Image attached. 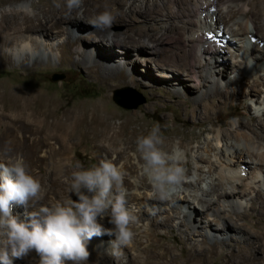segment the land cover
Masks as SVG:
<instances>
[{
    "label": "bare ground",
    "instance_id": "6f19581e",
    "mask_svg": "<svg viewBox=\"0 0 264 264\" xmlns=\"http://www.w3.org/2000/svg\"><path fill=\"white\" fill-rule=\"evenodd\" d=\"M95 4V0H82L70 9L67 0L40 1L36 5L31 0H0V61L26 64L41 59L64 63L69 46L78 55L75 63L86 65L93 58V49L100 52L99 44L124 52L139 49L137 55H146L144 59L149 61L154 55L163 57L160 48L171 41L170 28L183 34L186 52L182 56L188 63L183 76L186 86L193 88H187V94L212 98L196 106L185 100L177 104L185 117L177 121L188 123L192 115L210 122L209 136L203 142L194 146L193 139L185 143L183 138L177 142L169 138L162 145L165 151L178 147L183 152L184 180L166 199L154 194L142 175L143 161L136 151L137 137L151 130L146 122L119 119V125L114 126L111 120L115 116L102 100L73 102L65 95L28 94L2 81L0 163L16 156L24 158L29 173L44 189L43 198L33 210L68 197L77 201L64 178L76 170L77 162L84 169L90 168L86 162L89 154L95 156L97 164L108 158L123 166L127 207L138 218V223L130 226L134 232L132 242L114 249L110 243L114 236L93 237L87 245L90 256L85 264H207L212 259L219 264H264V256H254L258 251L264 253V19L258 17L264 8L243 0H108L107 5ZM105 11L113 19L127 21L128 26L139 17L145 25L160 23L161 29L144 39L115 35L90 23ZM249 22L253 26L250 32ZM87 29L91 31L89 38H83L87 43L82 38L74 39L76 30ZM248 36H254L252 42ZM226 46L236 48L237 53ZM224 49L235 56L232 67L226 63ZM178 57L175 55L176 61ZM93 67H97L96 60ZM178 68L171 74L179 76ZM87 69L106 87L111 78L122 73L121 64L112 66L108 73L99 67L97 71ZM230 70L234 78L226 81ZM172 75L170 85L176 90L178 83L173 82ZM234 99L239 101L232 106L236 114H240L246 100L252 101V123L242 119L220 123L227 116L222 112ZM203 120L194 124L201 125ZM131 124L137 127L128 131ZM171 130L179 135L177 127ZM188 156L193 157L192 161ZM191 205H196L199 212L190 211ZM26 211L32 210L14 205L12 215L26 219ZM98 222L106 229L114 227L107 216L98 218ZM172 223L191 243L182 262L166 245L168 236L160 231L173 232ZM207 240L213 245H205ZM230 243L234 244L231 252L217 251L216 245ZM31 252V264H39V256ZM11 259L12 264L30 262L29 255Z\"/></svg>",
    "mask_w": 264,
    "mask_h": 264
},
{
    "label": "clouds",
    "instance_id": "9594fccd",
    "mask_svg": "<svg viewBox=\"0 0 264 264\" xmlns=\"http://www.w3.org/2000/svg\"><path fill=\"white\" fill-rule=\"evenodd\" d=\"M80 2L67 0V6L78 7ZM112 21V15L105 11L90 23L103 29L111 27ZM163 143L157 124L147 135L137 137L136 151L143 161L142 175L154 194L166 199L181 185L185 170L181 166L183 152L178 147L165 151ZM75 169L64 180L77 201L68 197L51 206L26 211L27 218L20 219L12 215L13 206L35 208L44 189L29 173L22 156L0 163V264H12L11 258H23L31 251L39 256V264H85L90 256L87 245L93 237L114 236L110 242L114 249L132 242L130 226L138 223V218L127 207L123 166L103 158L88 169L77 162ZM105 216L114 225L112 229L98 222Z\"/></svg>",
    "mask_w": 264,
    "mask_h": 264
},
{
    "label": "rangeland",
    "instance_id": "374dc122",
    "mask_svg": "<svg viewBox=\"0 0 264 264\" xmlns=\"http://www.w3.org/2000/svg\"><path fill=\"white\" fill-rule=\"evenodd\" d=\"M40 1L48 2L49 0H31V3L32 5H36ZM95 1L96 6L107 5L108 2V0ZM243 3H246L250 6L253 4L255 7L264 8V0H243ZM258 17L259 19H264V12L258 14ZM135 19L136 21L131 23V26L127 25V21L113 19L111 27L103 29L111 30L115 35H124L126 38L131 37L132 35L136 38L142 37L143 39L146 38L147 35L155 34L156 31H158V28L159 30L161 29L159 25L160 23H154V26L149 23L146 24V26L140 22L142 21V18L136 17ZM62 26L66 27V23H64ZM247 27L249 32L252 31L253 26L250 22L247 23ZM169 31H172L171 35L173 34L171 41L169 40L165 42L162 45L163 47L161 46L160 48V53L163 57L154 55L152 58H149V61H146L144 59L147 57L146 55H137L136 52L140 51L139 49L124 52L120 48L116 50H109L108 47L99 44L98 50H100V52L93 49V58L89 64H86L88 66H86L84 63H75L78 59V55L76 54V51L73 50V48L67 46V49L70 50H65L64 57L66 58V61L64 63L58 61L50 62L48 60L41 59H36L26 64H21L15 61H10L8 63L0 61V81L6 85L8 84L13 87H17L28 94L41 92L48 95H54V97L58 95H65L66 97H70L73 102L102 100L106 104V110L115 116L113 120H111L114 126L119 125V119L129 121L140 120L149 124L151 128L158 124L163 140L171 138L174 142H177L179 139L183 138L185 143H187L190 139H193V145L197 146V142H203L204 138L209 136L211 124L209 121L203 120V118H197L196 116L192 115L188 116V123L177 121L176 119L180 118L182 120L185 118L184 111L178 109L177 104L178 102L185 100L190 105L196 106L203 102L205 98L201 97L198 93L188 92L189 94H187V88L189 87L186 86L187 82L184 80L185 76H183L184 70L188 68V63L182 56L186 52L182 46L184 36H181L183 35L181 33H174V30L171 28ZM90 33V29H87L84 32L83 30H76L73 37L74 39L82 38L83 40V38H89ZM248 37L252 42L254 36ZM83 41L87 43V41ZM176 42H178V44ZM226 48H231L229 50L236 52V48L234 47L226 46ZM227 51L228 50L225 52L224 49V56L227 57L226 63L229 67H232L234 61H236L234 58L235 56L231 57ZM175 55H180L177 61L175 60ZM95 60L97 67H99L100 71H103L104 73H108L112 66L121 64V75H116L114 78H111V80L107 82V87L105 86L106 84H100L99 80L93 75L89 74L87 69V67H89L90 71H97V67H93ZM119 60L121 61L120 63ZM174 61L176 62L173 64ZM177 62L180 63L178 64ZM219 64H221V61ZM159 66H162L163 68ZM178 67L181 69V74H179V76L172 75L171 72L173 71L172 73H174L177 69L179 70ZM229 72L230 73L225 76L227 78L224 77L226 81L234 78V76L231 74V70ZM166 75H168V77L170 75L175 77L173 82L175 84L178 83V89L176 88L175 90L170 85L169 80L172 78H166ZM245 82L246 80H243L242 84ZM203 85L205 84H202L201 86ZM189 89L193 90L191 87ZM0 91L2 90L0 89ZM116 95L126 98L135 97L137 101L141 102L142 100V102L135 108H124L116 103L114 99V96ZM209 99L212 98L210 96H206L205 101ZM137 101H135V103ZM215 102L217 103V100H215ZM238 104L239 101L237 99L231 100L229 102L230 108L222 112V115L227 114V116L220 123H235L238 121V119H242V121L245 123H252L250 120L254 114V110L251 109V106H254L252 101H245V105L241 106V109H239L240 114H236L232 108V106ZM201 119L203 120L201 125H198L197 123L194 124V122H199ZM134 126L137 127L136 124L129 125L128 131ZM173 127L178 128L179 135L176 136L172 134L171 128ZM196 137L199 139L196 140ZM0 155H2L1 150ZM192 156H188L189 161H192ZM86 162H88L90 166L97 164L95 156L91 154L86 157ZM204 186L205 185H203V187ZM189 208L190 211L194 213L199 212V210L196 209V205H191ZM33 209L31 208V210ZM253 213L255 212L253 211ZM247 219L249 220L248 224H250V217H247ZM186 222L185 225L188 224V222ZM172 224L173 226L171 227L174 230L173 232L168 233L167 229L160 231L168 236L167 240L165 241L166 245H169L173 249L174 254L177 255L179 261L182 262V258L184 257L186 251L190 250L191 248V243L184 238L183 234H180V232L174 228V223ZM139 230H141L140 226ZM205 245H213V241L211 242L207 240L205 241ZM233 245L234 244L232 243L229 245L227 244V246L216 245V248L218 252L222 251L228 253L233 250ZM28 255L30 258L29 264H31L33 261L32 252H30ZM254 256L257 259H261L264 256V253L262 251H258L254 254ZM215 261L216 260L212 259V261L207 264H219ZM20 264L27 263L22 262Z\"/></svg>",
    "mask_w": 264,
    "mask_h": 264
},
{
    "label": "water",
    "instance_id": "95a60500",
    "mask_svg": "<svg viewBox=\"0 0 264 264\" xmlns=\"http://www.w3.org/2000/svg\"><path fill=\"white\" fill-rule=\"evenodd\" d=\"M114 99L116 101V103H118L120 106L124 107V108H135L138 104H140L142 102L137 101L136 98L134 97H121L120 95H116L114 96ZM135 101H137L135 103Z\"/></svg>",
    "mask_w": 264,
    "mask_h": 264
}]
</instances>
